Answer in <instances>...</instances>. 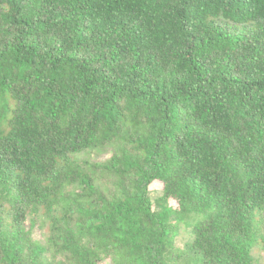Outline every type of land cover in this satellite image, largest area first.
I'll return each mask as SVG.
<instances>
[{"label":"trees","instance_id":"trees-1","mask_svg":"<svg viewBox=\"0 0 264 264\" xmlns=\"http://www.w3.org/2000/svg\"><path fill=\"white\" fill-rule=\"evenodd\" d=\"M0 264H264V0H0Z\"/></svg>","mask_w":264,"mask_h":264},{"label":"rangeland","instance_id":"rangeland-1","mask_svg":"<svg viewBox=\"0 0 264 264\" xmlns=\"http://www.w3.org/2000/svg\"><path fill=\"white\" fill-rule=\"evenodd\" d=\"M161 185H162V181H157V182H155V186H156L157 188H160ZM35 232H37V233L39 234L40 231H37V230H36ZM38 234H37V235H38ZM38 236L41 237L40 234H39Z\"/></svg>","mask_w":264,"mask_h":264}]
</instances>
